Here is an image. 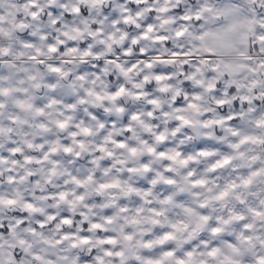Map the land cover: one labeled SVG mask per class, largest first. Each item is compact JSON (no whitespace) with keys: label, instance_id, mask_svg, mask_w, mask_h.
Segmentation results:
<instances>
[{"label":"snow or ice","instance_id":"1","mask_svg":"<svg viewBox=\"0 0 264 264\" xmlns=\"http://www.w3.org/2000/svg\"><path fill=\"white\" fill-rule=\"evenodd\" d=\"M0 264H264V0H0Z\"/></svg>","mask_w":264,"mask_h":264}]
</instances>
